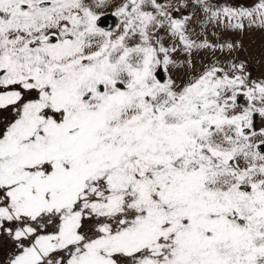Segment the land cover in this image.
<instances>
[{
  "label": "snow or ice",
  "instance_id": "obj_1",
  "mask_svg": "<svg viewBox=\"0 0 264 264\" xmlns=\"http://www.w3.org/2000/svg\"><path fill=\"white\" fill-rule=\"evenodd\" d=\"M0 264H264V0H0Z\"/></svg>",
  "mask_w": 264,
  "mask_h": 264
},
{
  "label": "rangeland",
  "instance_id": "obj_2",
  "mask_svg": "<svg viewBox=\"0 0 264 264\" xmlns=\"http://www.w3.org/2000/svg\"><path fill=\"white\" fill-rule=\"evenodd\" d=\"M259 44H260L259 34H252L249 37L245 38V46L251 47L253 50H258ZM161 82H163V81H161Z\"/></svg>",
  "mask_w": 264,
  "mask_h": 264
},
{
  "label": "water",
  "instance_id": "obj_3",
  "mask_svg": "<svg viewBox=\"0 0 264 264\" xmlns=\"http://www.w3.org/2000/svg\"><path fill=\"white\" fill-rule=\"evenodd\" d=\"M114 19L115 18L108 17V18L105 19V21L102 20L101 24H102V26H106L108 23L112 22V24L114 25Z\"/></svg>",
  "mask_w": 264,
  "mask_h": 264
}]
</instances>
